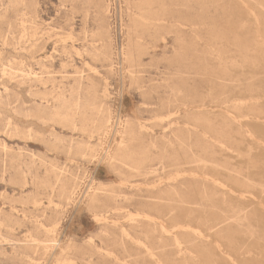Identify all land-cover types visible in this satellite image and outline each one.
<instances>
[{
	"label": "rangeland",
	"instance_id": "rangeland-1",
	"mask_svg": "<svg viewBox=\"0 0 264 264\" xmlns=\"http://www.w3.org/2000/svg\"><path fill=\"white\" fill-rule=\"evenodd\" d=\"M0 264H264V0H0Z\"/></svg>",
	"mask_w": 264,
	"mask_h": 264
},
{
	"label": "bare ground",
	"instance_id": "bare-ground-1",
	"mask_svg": "<svg viewBox=\"0 0 264 264\" xmlns=\"http://www.w3.org/2000/svg\"><path fill=\"white\" fill-rule=\"evenodd\" d=\"M163 225V224H162ZM164 228V227H163Z\"/></svg>",
	"mask_w": 264,
	"mask_h": 264
}]
</instances>
